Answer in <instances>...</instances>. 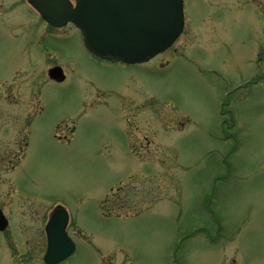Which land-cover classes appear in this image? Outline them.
<instances>
[{"label":"rangeland","instance_id":"rangeland-1","mask_svg":"<svg viewBox=\"0 0 264 264\" xmlns=\"http://www.w3.org/2000/svg\"><path fill=\"white\" fill-rule=\"evenodd\" d=\"M11 1L0 190L64 207L78 247L61 264H264V0H184L173 46L133 65L94 58L75 26ZM56 65L62 82L48 78ZM25 226L12 251L0 234V264H44Z\"/></svg>","mask_w":264,"mask_h":264},{"label":"water","instance_id":"water-1","mask_svg":"<svg viewBox=\"0 0 264 264\" xmlns=\"http://www.w3.org/2000/svg\"><path fill=\"white\" fill-rule=\"evenodd\" d=\"M47 23L76 26L87 51L94 57L135 64L169 48L184 25L183 0H27ZM54 81L64 80L59 66L48 70ZM62 218L59 224L57 217ZM0 211V230L6 219ZM67 215L58 209L47 229L46 264H57L75 250L64 233Z\"/></svg>","mask_w":264,"mask_h":264},{"label":"flooded vegetation","instance_id":"flooded-vegetation-1","mask_svg":"<svg viewBox=\"0 0 264 264\" xmlns=\"http://www.w3.org/2000/svg\"><path fill=\"white\" fill-rule=\"evenodd\" d=\"M5 1L6 0H4V2H0V16H2L4 14L8 15L13 10V8L11 9L12 1L7 0L8 3H7V1L6 2ZM3 5H5V6H3ZM261 17H264V16H261ZM262 34L264 35V30H262ZM160 55L161 54L157 55L153 59L157 58ZM222 112L224 113L226 111L223 110ZM67 128H69V127L67 126ZM71 132H72V130H71ZM65 136L66 135H64L63 137H65ZM147 139L148 138L145 136L144 140H146V145H141V148H146L145 149L146 151L148 150L147 147L149 146V144H151V142H149V141L147 143ZM133 150H134L133 155L137 156L139 154V153L137 154V147L133 146ZM3 155L4 154L1 153L0 157H3ZM8 161H12V159L8 158ZM14 165L12 164L11 167L13 168ZM8 169L9 168H7V170ZM8 172L9 171H7L6 173L4 172V174H7ZM9 183H11V182H9ZM120 190H122V187H117V191L120 192ZM114 193L115 192H113L112 194H114ZM106 202L108 203L106 205V208H109V206H113V207L118 208V207H122L125 205V202L122 201L120 198H116L113 201L108 198V200ZM58 209H63L67 215V222L64 225L63 231L66 234V236L73 242V244L75 246V250L73 251V253L69 257H67L63 261L57 263V264H61L65 260L70 258L76 252V249L78 247L77 238H75V236L71 235V232L69 230L71 225H73V224H71L70 216L67 213V211L64 209V207H62L61 205H54V207H52L49 210H44V209L42 210L41 207H38L37 204H35L34 200H32L28 197H25V196H22L21 200H17V199L15 200L14 195L10 190L2 189V190H0V211L3 214L4 218L6 219V220L4 219L6 221V227L3 230H0V234H3V233L5 234L6 241H7L8 245H10V247H11L10 250L11 249L14 250L12 248L14 246V240L15 239H23V237H25V233H26L25 229L28 228L27 226H25L26 220H27V223L30 222V224H31L30 232H32V234H30V232H29V235H28V238H26V241H28V242L31 241V242L35 243L37 245L36 247L38 248V252L43 249V251H42L43 254H42L41 258H42V262L44 263V256L46 254L47 247H48L47 246V229H48L49 223L52 219V215ZM12 219L15 222H17V225H15V231L17 230V233H15V231L13 229L10 230V226H12V222H13ZM60 221L62 222V218L59 216V217H57L55 222H57L59 224ZM1 223H3V221H0V224ZM76 232L78 233V235L80 237L85 238L84 237L85 235L81 231L77 230ZM15 235H17L18 237H15ZM42 239H43V242H42ZM32 240H36L37 243L35 241H32ZM35 251H36V248L31 247L29 253L32 254ZM10 255H11V257H14L13 254L10 253ZM32 255H35V254L33 253Z\"/></svg>","mask_w":264,"mask_h":264},{"label":"trees","instance_id":"trees-1","mask_svg":"<svg viewBox=\"0 0 264 264\" xmlns=\"http://www.w3.org/2000/svg\"><path fill=\"white\" fill-rule=\"evenodd\" d=\"M107 203V202H106ZM105 206V205H104Z\"/></svg>","mask_w":264,"mask_h":264}]
</instances>
